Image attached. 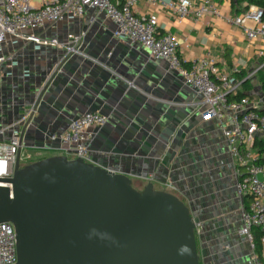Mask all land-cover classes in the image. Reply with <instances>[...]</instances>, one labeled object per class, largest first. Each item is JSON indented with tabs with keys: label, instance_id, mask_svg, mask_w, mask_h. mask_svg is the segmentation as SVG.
<instances>
[{
	"label": "water",
	"instance_id": "water-1",
	"mask_svg": "<svg viewBox=\"0 0 264 264\" xmlns=\"http://www.w3.org/2000/svg\"><path fill=\"white\" fill-rule=\"evenodd\" d=\"M113 33L114 29L98 33L92 42L94 51L87 55H101L99 62L106 68L80 56L84 59L78 61L77 74L63 77L56 70L50 79L45 78L42 90L44 82L22 86L20 110L15 109L17 97L12 94L10 123L21 131L20 149L13 175L0 178L5 184L0 186V223L14 226L15 264H202L199 230L207 202L196 200L202 195L187 203L172 192L157 189L152 182L138 190L122 168L133 156L137 163L173 176L179 175L182 167L191 186L198 184L192 176L205 166L202 161L210 153L205 143L196 144L195 139L189 150L183 140L189 127L178 119L168 129L163 109L168 102H184L188 90L165 92L166 69L155 65L151 56H141L139 46L130 41L129 49L112 50L117 44ZM29 76L24 79L28 81ZM135 77L149 82L147 91L135 87ZM58 82L68 89H56ZM71 82L79 84L81 90ZM54 99L68 104L69 118L96 111L118 116L117 120L106 116V124L110 120L114 128L106 124L100 127H105L109 136L99 157L85 162L53 155L21 164L26 140L55 133V128L49 127H58L62 107H55ZM148 101L161 105L155 107ZM43 102L51 107H43ZM43 139L39 138L40 142ZM44 145L60 148L52 142ZM190 163H197L192 171L187 168ZM207 185L199 182L200 191Z\"/></svg>",
	"mask_w": 264,
	"mask_h": 264
},
{
	"label": "crops",
	"instance_id": "crops-1",
	"mask_svg": "<svg viewBox=\"0 0 264 264\" xmlns=\"http://www.w3.org/2000/svg\"><path fill=\"white\" fill-rule=\"evenodd\" d=\"M214 1L221 7L222 17L207 14L201 19H195L189 16L179 20L169 9L161 6H152L145 0L140 2L137 10L138 16L142 18L148 17L151 13L157 15L158 32L161 35H172L180 42L179 53L184 61L187 62L207 55L214 60V65L219 70L236 69L237 72L244 70L252 84L250 94L255 92V90L264 92L259 79V70L263 58L258 55L259 48L263 45L259 41L249 42L244 30L235 24L229 23L226 19L227 16L242 14L246 3L240 2L239 0ZM113 29L115 30V24L102 12L96 9H87L84 16L74 22L62 24L56 28L46 29L44 31L46 35L44 36L45 38L57 39L60 42L66 40L68 32H73L76 35L84 34L79 49L82 55H75L67 60H62L63 51L61 52L60 48L50 45L42 46L38 53L36 51L37 49H33L30 51L33 54L35 53L32 57L26 55L25 49L19 50L14 56V59L22 52L19 57L20 67L11 69L8 66L9 62L5 64L2 71L1 90L10 85L13 86L14 82H26L27 80L24 78L26 77L25 72L27 70H29L30 75H28L30 78L27 82H31L33 85L45 82V78L47 80L54 73V69L58 64L60 67L59 74H62L63 77L66 75H75L80 70L78 61L84 59L80 56H86L94 62V65L98 64L100 67L106 68L104 64L99 62V59L102 58L101 55L98 57H89L87 55L89 51H94L92 42L95 41L97 34ZM115 39L117 44L111 47L114 51L119 48L129 49L132 47L131 45L135 46L134 44L130 45L128 40ZM139 53L141 56H151L155 65L166 69L167 74L169 73L167 75L168 79L164 80L165 92H168V90H178L180 88L188 90V96L184 102L175 103L171 101L168 102L170 105H163V109L165 110L164 113L168 116L165 120L166 123L169 124L168 129L172 127L174 121L183 119L182 122L189 127L188 133H184L183 138L189 150L193 148L194 142L192 140L195 139L196 144L205 143V149L208 150L210 154L208 159L202 161L205 166L200 167V172L192 176V178L194 176L197 178L196 183L198 184L196 186H191L188 177H185L182 172V167L178 169L180 171L179 175L173 176L170 173H161L157 169H151L146 163L139 164L133 159V156H130L122 164V168L127 170L131 175L133 185L139 182L145 186L147 183L152 182L157 189L172 192L187 203L194 201V197L196 196L197 198L199 193L202 195L201 198L196 199L199 201L205 200L207 202V206L203 209L204 212L201 213L204 221L201 223L202 227L199 230L201 237L198 243V249L202 264H255L254 251L245 238L239 235L242 226L241 212L252 200L249 195L238 196L235 192L238 177L245 172V168L235 166L218 121L215 119H206L205 113L202 115V96L186 86L175 72H170L166 61L156 58L148 49L142 46H139ZM109 58L110 55L106 57L107 60ZM86 64L92 66L91 63ZM10 71L12 75L9 77L7 73ZM135 80L137 81L136 88L148 90L147 86L149 82H141L139 77H135ZM71 83L77 86V90H81L79 84L76 82ZM63 86V82H58L56 89L60 91ZM67 89L68 85L64 86L63 91ZM160 99L161 98H158L157 100L159 101ZM163 99L167 100L166 97ZM54 102L55 107H62L60 110L62 116L58 118V127L50 126L49 130L55 128V132H64L75 119L84 114H78L75 115L74 118H69L67 115L71 112V109L68 104L64 103V101H60V99H54ZM148 102L155 107L161 105L153 101ZM41 105L45 108L51 107L48 102H43ZM100 113L110 118V120L112 118L114 120L119 119L114 113H111L110 117L106 113ZM229 118L230 114L227 113L225 121H228ZM110 120H108L109 122L105 127H110L111 129L115 126ZM133 124H135V121H133ZM104 128H93L92 130L94 137L89 148L94 154V157L100 156L99 153H102L101 148L105 145L104 140L109 136ZM162 128V130H165L164 127ZM138 130L139 129L135 130L134 133H139ZM134 137H136V135H134ZM61 146L59 142V149L51 148L45 146L44 141L40 142L39 140L37 143L35 141L32 149L41 150L47 148L59 151L62 150ZM202 149L203 148L196 152H202ZM54 155L64 154L60 152ZM20 159L24 162L25 158L22 156V150ZM196 164L197 163H190L187 168L192 171V168L196 167ZM209 164L211 168L208 167ZM201 181L208 184L206 190L200 191V186L198 185Z\"/></svg>",
	"mask_w": 264,
	"mask_h": 264
},
{
	"label": "built area",
	"instance_id": "built-area-1",
	"mask_svg": "<svg viewBox=\"0 0 264 264\" xmlns=\"http://www.w3.org/2000/svg\"><path fill=\"white\" fill-rule=\"evenodd\" d=\"M141 1L143 0H0V82L5 64L9 62L11 69L18 64L14 56L24 46L14 53L11 52V47L20 43L34 44L37 50L48 45L63 49L62 60L82 55L79 49L84 34L68 32L66 40L60 42L57 39H47L42 34H37V31L74 22L83 17L87 9L102 12L115 24L113 35L116 38L142 46L156 58L166 61L170 71L175 72L186 86L202 96V115L205 113L206 119L218 121L235 166L245 168V172L238 177L236 188L240 196L249 195L252 200L242 211L243 226L240 235L246 237L254 251L255 264H264V161L260 160L253 148L254 141L264 137V111L250 96L233 102L229 100L230 94H236L241 89L236 69L219 70L214 65V60L207 55L184 61L179 53L180 42L172 35H161L158 32L156 14L151 13L146 18L138 16L137 9ZM145 1L152 6L169 9L179 20L189 16L201 19L207 14L223 16L221 7L214 0ZM263 16L262 8L250 5L242 14L227 16L226 19L241 27L249 42L259 41L263 45L259 48L258 55L263 58L264 63ZM59 69L58 64L54 72ZM7 75H12V72ZM25 75H29V70ZM226 111L231 113L228 121H225ZM106 123L107 117L100 112H87L75 119L61 134L53 133L51 139H60L63 154L69 159L81 158L85 162H91L89 146L94 137L92 130ZM15 126L14 123L0 129V178L11 177L14 172L21 136V131L16 130ZM10 127L12 131L9 133ZM4 185L0 183V186ZM254 229L262 232L259 255L255 252ZM17 259L14 226L9 222L0 223V264H15Z\"/></svg>",
	"mask_w": 264,
	"mask_h": 264
},
{
	"label": "rangeland",
	"instance_id": "rangeland-1",
	"mask_svg": "<svg viewBox=\"0 0 264 264\" xmlns=\"http://www.w3.org/2000/svg\"><path fill=\"white\" fill-rule=\"evenodd\" d=\"M47 28H48V26H47ZM37 34H42L43 37L46 36L44 34V29L38 30L37 31ZM23 46H24L26 55H30L32 57L33 56V53L30 52V51H32L33 49H35L34 44H27V45H25L24 43H20L18 45H15L14 47H11V52L14 53V52L18 51ZM39 50H36L37 53L39 52ZM62 51L64 53V50L63 49H61V52ZM19 54L20 55L15 58L17 60V62H18V64L15 66V69H17L18 67H20L19 66V64H20L19 57L21 56L22 52H20ZM1 84L2 83L0 82V109H2L3 114H2V117L0 116V129L2 127H7V126H11L12 125V123H10V121L12 119L11 118L12 104H13V96H12V94L14 93V95H15L14 97L15 98L17 97L16 102H15V109L16 110H20V105H21L20 102L23 99L22 94H20V91L22 89L21 87L22 86L29 87L31 85V82H14V85L13 86L10 85L9 87H6L3 90H1ZM251 99H252L253 102H255L257 104V106L260 109H264V92H259V91L255 90V92H252ZM227 113L231 114L229 111H226L225 112V114H227ZM17 128H20V127L17 126ZM11 131H12V127H10V129L8 130V132L10 133ZM61 133L62 132H59L58 131V134H61ZM51 135L52 134H50V135H41L42 137L39 136L36 139H28V140H26V143L24 144V146L22 148V156H24L25 159H24V162L21 161V164L22 165H26V164H29L30 163L28 161H36V160H39V159H42V158H45V157H49L50 155L53 156L54 154H58L60 152L64 153L63 150H59L60 151L59 152V151H56V150H53V149H47V148L46 149H41V150L32 149L33 148V145L35 144V141L37 143V141L39 140V138H42V139L44 138L43 139L44 142L45 141L46 142H52L54 145L59 144L60 139L52 140L51 139ZM228 148H229V146H228ZM93 157H94V154L91 152V160L93 159ZM134 186L137 189H139V190H142L143 187H144V185L140 184L139 182L135 183ZM235 192H236V194L238 196H240L238 194V191H237L236 186H235ZM241 214H242V212H241ZM241 221H242V226H243L242 215H241ZM242 226H241V229H242ZM239 235H240V231H239ZM241 237L245 238V240L247 241L246 237H244V236H241ZM254 262H255V259H254Z\"/></svg>",
	"mask_w": 264,
	"mask_h": 264
},
{
	"label": "trees",
	"instance_id": "trees-1",
	"mask_svg": "<svg viewBox=\"0 0 264 264\" xmlns=\"http://www.w3.org/2000/svg\"><path fill=\"white\" fill-rule=\"evenodd\" d=\"M240 2H245L246 6L243 8V10H247L250 5H257L260 8L263 9L264 11V0H239ZM263 22H264V16H263ZM237 78L241 81V86L242 89H240L236 94H230L229 95V100L231 102L233 101H238L242 99L245 96H248L252 90V84L247 77V74L244 70H241L237 72L236 74ZM259 79L262 84V88L264 90V63L262 62V66L259 70ZM251 97V96H250ZM264 111V109H263ZM253 147L256 151V153L259 155L260 160L264 161V137L262 138H257L254 141ZM28 162H33V161H28ZM261 231L259 229H254L253 234H254V245H255V252L256 254L261 253V242H260V237H261Z\"/></svg>",
	"mask_w": 264,
	"mask_h": 264
}]
</instances>
